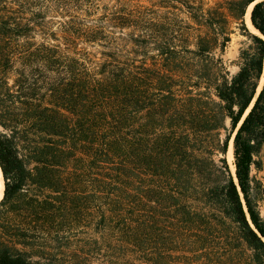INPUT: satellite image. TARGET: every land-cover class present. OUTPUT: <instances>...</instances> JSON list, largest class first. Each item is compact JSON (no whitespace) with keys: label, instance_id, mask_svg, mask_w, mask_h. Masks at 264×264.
<instances>
[{"label":"trees","instance_id":"1","mask_svg":"<svg viewBox=\"0 0 264 264\" xmlns=\"http://www.w3.org/2000/svg\"><path fill=\"white\" fill-rule=\"evenodd\" d=\"M140 1L0 0V264H264V0Z\"/></svg>","mask_w":264,"mask_h":264},{"label":"rangeland","instance_id":"2","mask_svg":"<svg viewBox=\"0 0 264 264\" xmlns=\"http://www.w3.org/2000/svg\"><path fill=\"white\" fill-rule=\"evenodd\" d=\"M202 1L204 2L205 7L208 8V7L213 6L217 0H202ZM139 3L142 5H149L150 2L146 0H141ZM231 29L233 30V33L230 34V41L227 43L225 47V51H224L222 58L225 61L227 70L230 72V74H234L237 71L236 63L238 62L239 50L240 48L245 47V44H244L245 37L241 34V31L238 28H236L235 24H232ZM263 82H264V71H263V77L261 79L260 84H262ZM226 124L228 126V122ZM226 157L227 155L225 156V159ZM258 158L261 163V169L260 170L253 169L252 176L255 180L261 183L262 188L264 189V146L261 148ZM259 211H260L261 217L264 219V197H263V202L259 206ZM177 261H179L177 259V253L173 251H170L165 257L166 264H175V262Z\"/></svg>","mask_w":264,"mask_h":264},{"label":"bare ground","instance_id":"3","mask_svg":"<svg viewBox=\"0 0 264 264\" xmlns=\"http://www.w3.org/2000/svg\"><path fill=\"white\" fill-rule=\"evenodd\" d=\"M252 5H250L244 15V18H243V21H244V24L245 26L247 27V29H249L251 32H253L254 34H257V32L254 30V28L252 27L251 25V22H250V17H249V14H250V10H251V7ZM264 64V62H263ZM264 68V67H263ZM226 161L230 167V170L231 172L234 171V168H233V148H232V142L230 141L229 142V147H228V153H227V157H226ZM1 176V174H0ZM2 189H3V186H2V183H0V192H2Z\"/></svg>","mask_w":264,"mask_h":264},{"label":"water","instance_id":"4","mask_svg":"<svg viewBox=\"0 0 264 264\" xmlns=\"http://www.w3.org/2000/svg\"><path fill=\"white\" fill-rule=\"evenodd\" d=\"M251 5L253 6L254 3L251 4ZM252 6H251V7H252ZM250 11H251V10H250ZM249 17H250V14H249ZM254 30H255V29H254ZM255 31H256V30H255ZM256 32H257V34H254V33H252V32H250V33H252V34H254V35H257V36H259L260 38H262V39L264 40V37H262L258 31H256ZM230 141L232 142V139H231ZM228 147H229V144H228ZM227 153H228V148H227V151H226V155H227ZM226 155H225V156H226ZM233 168H234V166H233ZM0 174H1V176H0V183H2V186H3L2 192H0V202H1L2 199H3V195H4V179H3V176H2L1 170H0ZM232 174L234 175V171L232 172Z\"/></svg>","mask_w":264,"mask_h":264}]
</instances>
